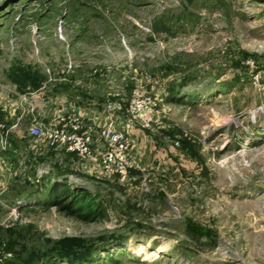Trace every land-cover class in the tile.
<instances>
[{"label":"rangeland","instance_id":"obj_1","mask_svg":"<svg viewBox=\"0 0 264 264\" xmlns=\"http://www.w3.org/2000/svg\"><path fill=\"white\" fill-rule=\"evenodd\" d=\"M0 90L101 117L156 101L119 183L24 150L1 96L0 264H264V0H0ZM61 184L104 218L44 207Z\"/></svg>","mask_w":264,"mask_h":264},{"label":"built area","instance_id":"obj_2","mask_svg":"<svg viewBox=\"0 0 264 264\" xmlns=\"http://www.w3.org/2000/svg\"><path fill=\"white\" fill-rule=\"evenodd\" d=\"M33 102L31 110L45 105ZM155 105L151 95L134 90L124 116L113 115L115 105L103 109L102 124L93 118L85 122L72 112L55 111L46 122L32 120L27 132L33 145L71 154L89 174L122 183L132 167L129 151L133 125L149 128Z\"/></svg>","mask_w":264,"mask_h":264},{"label":"crops","instance_id":"obj_3","mask_svg":"<svg viewBox=\"0 0 264 264\" xmlns=\"http://www.w3.org/2000/svg\"><path fill=\"white\" fill-rule=\"evenodd\" d=\"M1 96L4 97L5 100H7V104H5L4 106V109H7L4 117L8 118V122L10 124L9 127L15 124L13 127L14 129L15 126H17V122H20L21 125L24 124L22 125L23 132L21 133H23L24 135L22 137L27 138L28 140H27L26 145H23V149L26 150L27 152L30 151V153L32 149L30 146L31 138L28 136L27 130L32 120H37V121L39 120V121L46 122L48 120V117L55 111H63V112L75 113L79 115L85 122H87L88 119H91V118L95 119L96 122H98L99 124L100 123L102 124L103 122V118L101 116H97L96 113H94V109L91 108L90 106H88V108H85V107H81L79 105L72 104V103L64 105L65 100L61 98H55L49 101L51 105L48 104L49 105L48 108H46V111H44L43 107L42 109H39L37 107V109L31 110L33 98L28 97L25 94L13 93V97L11 99H8L3 94V90H0V99H1ZM24 97H25V101L23 100ZM46 105L47 104H45L44 106ZM42 106H43V103H42ZM13 129L10 128V131H13ZM15 137H17V139H20L21 135L19 134V132L15 134ZM14 152L15 150H11V151H8L7 153H3L1 157L2 158L1 162L4 159H6L9 162L12 161L14 159V154H13ZM40 152L41 154H44L46 158L53 157L55 159V158H58V156H63V159L64 158H74L75 162L77 163L76 158L71 154H67L64 152H57L54 150L48 151L44 148L41 149ZM58 160L62 161V159L60 158H58ZM54 161H57V160L55 159ZM10 164L14 165V163H10Z\"/></svg>","mask_w":264,"mask_h":264},{"label":"trees","instance_id":"obj_4","mask_svg":"<svg viewBox=\"0 0 264 264\" xmlns=\"http://www.w3.org/2000/svg\"><path fill=\"white\" fill-rule=\"evenodd\" d=\"M46 208H54L58 212L67 213L82 220L90 222L104 218L100 205L89 198L84 191H76L65 185L52 186L43 202Z\"/></svg>","mask_w":264,"mask_h":264},{"label":"bare ground","instance_id":"obj_5","mask_svg":"<svg viewBox=\"0 0 264 264\" xmlns=\"http://www.w3.org/2000/svg\"><path fill=\"white\" fill-rule=\"evenodd\" d=\"M142 249H143V248H142V246H141V247H139L138 250H136V251L138 252V251H141Z\"/></svg>","mask_w":264,"mask_h":264}]
</instances>
